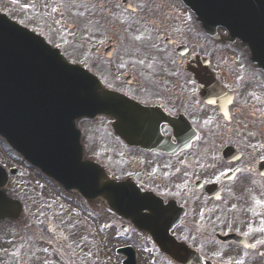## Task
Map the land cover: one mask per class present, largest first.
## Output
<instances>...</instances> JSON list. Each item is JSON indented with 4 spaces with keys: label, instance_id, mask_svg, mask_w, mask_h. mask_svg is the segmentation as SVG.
Instances as JSON below:
<instances>
[{
    "label": "flooded vegetation",
    "instance_id": "obj_1",
    "mask_svg": "<svg viewBox=\"0 0 264 264\" xmlns=\"http://www.w3.org/2000/svg\"><path fill=\"white\" fill-rule=\"evenodd\" d=\"M6 1L132 101L129 123L115 129L123 136L104 116L83 120L99 140L80 128L84 157L117 166L113 177L139 196L182 207L173 235L205 264H264V74L238 43L204 30L180 0Z\"/></svg>",
    "mask_w": 264,
    "mask_h": 264
},
{
    "label": "water",
    "instance_id": "obj_2",
    "mask_svg": "<svg viewBox=\"0 0 264 264\" xmlns=\"http://www.w3.org/2000/svg\"><path fill=\"white\" fill-rule=\"evenodd\" d=\"M185 1L202 22L205 23L204 15H213L215 22L226 26L232 37L249 40L250 44L257 39L264 41V0ZM126 103L118 94L103 88L94 75L68 64L42 38L0 14V137L45 174L65 188H77L87 197L100 194L108 202L114 201L107 184L96 185L94 177L101 175L102 170L81 161L75 140L67 148L68 144L59 139L61 134H77L76 118L103 113L122 121L129 117ZM66 149L69 157L62 156ZM10 173L18 172L11 169ZM7 177L0 166V219L15 220L22 206L2 189ZM143 206L149 212H142ZM158 206L154 199L152 204L128 208L123 213L136 227L150 233L161 252L176 262H185L187 251L167 234L175 224L176 214Z\"/></svg>",
    "mask_w": 264,
    "mask_h": 264
},
{
    "label": "rangeland",
    "instance_id": "obj_3",
    "mask_svg": "<svg viewBox=\"0 0 264 264\" xmlns=\"http://www.w3.org/2000/svg\"><path fill=\"white\" fill-rule=\"evenodd\" d=\"M4 9L11 17H17L15 8L0 0V10ZM78 124L85 130L87 141H99L90 138L93 124L83 120ZM0 163L5 168L22 169L16 154L1 140ZM105 168L112 176L111 171L115 174L120 171L114 164H106ZM23 174L10 179L5 189L8 196L21 201L23 211L15 223L0 222V264H121L124 256L117 249L126 245L134 250L137 264H163L149 244L141 241L143 234L120 237L116 228L102 226L110 223L108 214L95 211L91 215L80 208L76 198L67 201L33 169H26ZM22 188L26 193L23 196ZM97 201L90 203L96 206ZM241 205L249 207L248 202Z\"/></svg>",
    "mask_w": 264,
    "mask_h": 264
},
{
    "label": "snow or ice",
    "instance_id": "obj_4",
    "mask_svg": "<svg viewBox=\"0 0 264 264\" xmlns=\"http://www.w3.org/2000/svg\"><path fill=\"white\" fill-rule=\"evenodd\" d=\"M237 264H242V262H240V261H237Z\"/></svg>",
    "mask_w": 264,
    "mask_h": 264
}]
</instances>
